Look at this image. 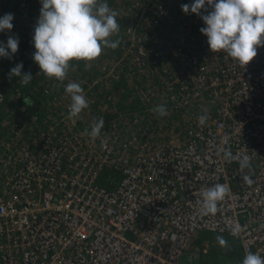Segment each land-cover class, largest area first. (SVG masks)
<instances>
[{
	"label": "built area",
	"instance_id": "obj_1",
	"mask_svg": "<svg viewBox=\"0 0 264 264\" xmlns=\"http://www.w3.org/2000/svg\"><path fill=\"white\" fill-rule=\"evenodd\" d=\"M16 1L27 9L29 0ZM120 1L130 22L115 58L63 83L41 79L32 113L10 108L0 87V264H186L201 231L236 236L244 256H264V47L244 69L210 50L201 17L181 8L194 0ZM136 76L129 89L153 116L162 104L181 120L207 114L206 124L163 133L143 113L116 122L92 110L108 85ZM73 81L89 107L69 119ZM99 118L93 142L84 132ZM217 183L230 195L203 215L196 201Z\"/></svg>",
	"mask_w": 264,
	"mask_h": 264
},
{
	"label": "clouds",
	"instance_id": "obj_2",
	"mask_svg": "<svg viewBox=\"0 0 264 264\" xmlns=\"http://www.w3.org/2000/svg\"><path fill=\"white\" fill-rule=\"evenodd\" d=\"M40 2L42 7L33 36L36 49L33 60L49 79L63 83L68 79L69 72L75 70V64L83 62L87 68L103 55L104 49L119 47L121 40L112 38L120 34L117 22L120 13L110 8L106 0ZM206 5L212 10L208 11ZM181 8L185 14L191 12L201 17L206 27L200 31L207 37L213 53H225L244 69L258 56V48L264 47V0H194L191 5L183 4ZM202 10L207 14L202 15ZM13 19L10 13L0 18V32L11 31ZM18 49V37L9 36L6 45L0 42V57L11 59ZM12 77L18 78L23 85L33 79L30 72L23 73V63L10 70L9 79ZM64 91L71 101L68 118H81L83 111L89 107L83 87L73 81L66 84ZM29 100L26 97L25 103L28 104ZM151 111L160 117L168 115L167 107L162 104ZM207 119V114L199 116V124H206ZM104 126V119L99 118L84 134L94 142L101 137ZM244 180L251 183L247 176ZM229 195V186L217 183L203 188L196 203L203 215L215 214L218 205ZM216 240L222 247L227 246L223 236H217ZM242 264H264V256L259 251L246 252Z\"/></svg>",
	"mask_w": 264,
	"mask_h": 264
},
{
	"label": "rangeland",
	"instance_id": "obj_3",
	"mask_svg": "<svg viewBox=\"0 0 264 264\" xmlns=\"http://www.w3.org/2000/svg\"><path fill=\"white\" fill-rule=\"evenodd\" d=\"M11 2L13 5V2L16 4L17 8V1L16 0H7V3ZM120 0H106V3L109 5L110 8L117 10L115 7L117 5H120ZM42 7V4L40 0H29V5L25 11H20L17 9V14H21L22 17L25 20L24 23L29 24L30 23H37V20L40 16V9ZM121 15L117 17V22L120 25V32L129 24V18L124 16L123 12H120L117 10ZM21 20V18H15V21L17 22ZM30 25V24H29ZM29 28V27H28ZM119 37H113L112 39H117ZM120 47V45H119ZM119 47L115 50L106 48L104 49L103 55L94 62H101V61H108L110 59L115 58L119 52ZM93 62V63H94ZM100 64V63H99ZM78 67H84V69H89V67H85L83 62H80L78 64H75V70H72L69 72L68 78L72 77L74 73L77 72ZM90 74V72H89ZM93 75H90V78H92ZM13 78V77H12ZM14 79V78H13ZM70 79V78H69ZM130 80V79H129ZM56 81V80H55ZM135 81V82H139ZM59 82V81H57ZM126 83L123 87L122 85H115L111 88V98L106 94V97L108 98V101H104L100 98V96H97V101L93 104L92 110H104L106 112L109 120L113 119L116 122H118L120 119L123 121L130 115L134 114H144L145 115V121L147 123H150L152 125H156L163 133L165 131L171 130H179L181 127H183V124L189 125L191 122L198 123V117L199 114H196V110L192 109L190 110V115L187 119L182 118L178 119L176 114L171 113L168 111V115L164 117H156L153 116V114L146 110V107L137 103L134 99V93L132 90H130L128 87L131 85V83L128 82L126 78L122 79V83ZM133 83V82H132ZM111 86V85H108ZM7 87L5 90H9V97L14 96L16 88ZM14 90V91H13ZM100 88L98 89V91ZM104 90V89H102ZM57 97V95H53L54 99ZM134 99V100H133ZM10 108H14V105H12V102L8 104ZM178 114V113H177ZM180 115V114H179ZM174 119H177L174 121ZM175 124V125H174ZM178 124V126L176 125ZM178 137L184 138V136L180 133H178ZM107 173H104V176L101 178V184L108 189L109 183L108 178L106 176ZM217 236H223L224 239L227 241V246L222 247L216 240ZM205 249V252H202V250ZM244 258V254L241 248V244L239 241V238L236 236H231L226 233H218V232H212V231H201L194 234L193 239H191L189 245L187 246L186 250L183 252L181 256V261L186 264H242Z\"/></svg>",
	"mask_w": 264,
	"mask_h": 264
},
{
	"label": "crops",
	"instance_id": "obj_4",
	"mask_svg": "<svg viewBox=\"0 0 264 264\" xmlns=\"http://www.w3.org/2000/svg\"><path fill=\"white\" fill-rule=\"evenodd\" d=\"M11 4H12L11 2L7 3V0H0V18H2L5 14H9V13L14 16L13 19L14 21L15 18H21V20H19L18 23L13 22V29L11 31L5 30L4 32H0V42L4 43L5 45L7 43L9 36L18 37L19 39L18 52L15 55H13L11 59L0 57V87L5 86V89L8 87V85H10L9 87H11V89L13 87L17 89L19 87L24 86L21 83H19V79L16 77H13L14 79L13 78L9 79V72L13 67H15L16 64L23 63V73H29L28 70L32 71L33 65L39 66L33 60V56L31 54L32 51L30 52V50H32L34 46L33 36H34L36 23L28 22L30 25L24 23L26 19H24L20 13L17 14L16 4L14 2L13 5ZM30 45L32 47L27 48V46ZM127 80L129 83H132L141 80V77L136 76L133 77L131 80L129 79ZM4 83H8V85H4ZM125 84H126L125 82L122 83L121 81V84L119 85L125 87L124 86Z\"/></svg>",
	"mask_w": 264,
	"mask_h": 264
},
{
	"label": "trees",
	"instance_id": "obj_5",
	"mask_svg": "<svg viewBox=\"0 0 264 264\" xmlns=\"http://www.w3.org/2000/svg\"><path fill=\"white\" fill-rule=\"evenodd\" d=\"M31 47H32L31 45L27 46V48H31ZM31 51H32L31 54L33 56V52L35 51L34 46H33V49L30 50V52ZM28 72H29V70H28ZM40 73H41V71H40ZM40 73H38V72L32 73L33 79L31 80V82L29 84L17 88L15 90L13 98L8 96L10 101L12 102V105H14V108H18V109L22 108V112H24V113H32L34 111H37L40 108V106L42 105V100H40V96L42 94H41V85L39 84V82L41 81V79H45L46 81L49 79L43 73H41V74ZM74 76L75 75H73L72 77H74ZM72 77H69V78L71 79ZM52 82H55V80L51 79L50 84H53ZM4 85H8V83H4ZM8 86H10V85H8ZM51 86H53V85H51ZM113 86H115V85H111V86L106 87V89L108 90L107 97L109 96L111 98V92L110 91H111V88ZM2 88H5V86H3ZM26 97L28 99H30L28 104L25 103ZM51 97H53V94H52V96H50V98ZM107 97L102 96V99L104 101H108Z\"/></svg>",
	"mask_w": 264,
	"mask_h": 264
}]
</instances>
